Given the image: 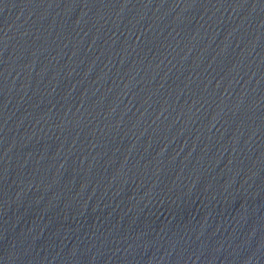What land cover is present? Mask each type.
Listing matches in <instances>:
<instances>
[{"label": "water", "instance_id": "water-1", "mask_svg": "<svg viewBox=\"0 0 264 264\" xmlns=\"http://www.w3.org/2000/svg\"><path fill=\"white\" fill-rule=\"evenodd\" d=\"M0 264H264V0H0Z\"/></svg>", "mask_w": 264, "mask_h": 264}]
</instances>
